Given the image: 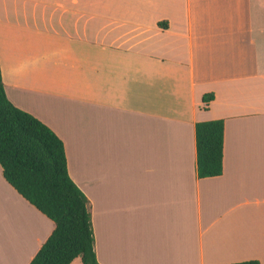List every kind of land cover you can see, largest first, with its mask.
Wrapping results in <instances>:
<instances>
[{
	"label": "crops",
	"instance_id": "1",
	"mask_svg": "<svg viewBox=\"0 0 264 264\" xmlns=\"http://www.w3.org/2000/svg\"><path fill=\"white\" fill-rule=\"evenodd\" d=\"M0 65L63 140L100 264H264V0H0ZM213 119L223 173L200 178ZM54 229L0 164V264Z\"/></svg>",
	"mask_w": 264,
	"mask_h": 264
},
{
	"label": "trees",
	"instance_id": "2",
	"mask_svg": "<svg viewBox=\"0 0 264 264\" xmlns=\"http://www.w3.org/2000/svg\"><path fill=\"white\" fill-rule=\"evenodd\" d=\"M212 93L205 95L207 102ZM223 119L196 123L197 173H223ZM0 164L5 179L55 223V229L29 264H100L95 250L89 199L71 178L63 140L46 123L8 97L0 65ZM224 264H262L248 259Z\"/></svg>",
	"mask_w": 264,
	"mask_h": 264
},
{
	"label": "rangeland",
	"instance_id": "3",
	"mask_svg": "<svg viewBox=\"0 0 264 264\" xmlns=\"http://www.w3.org/2000/svg\"><path fill=\"white\" fill-rule=\"evenodd\" d=\"M89 199V198H88ZM89 208L91 209V207H90V200H89Z\"/></svg>",
	"mask_w": 264,
	"mask_h": 264
}]
</instances>
